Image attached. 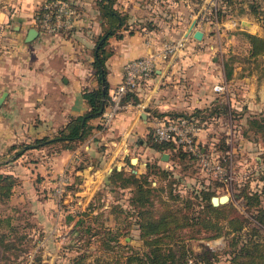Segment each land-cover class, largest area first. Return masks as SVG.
Returning a JSON list of instances; mask_svg holds the SVG:
<instances>
[{
    "label": "crops",
    "instance_id": "1",
    "mask_svg": "<svg viewBox=\"0 0 264 264\" xmlns=\"http://www.w3.org/2000/svg\"><path fill=\"white\" fill-rule=\"evenodd\" d=\"M72 1L78 15L68 33L51 35L39 30L30 41L26 38L29 29L37 27L34 14L41 0L0 3V37L7 39L0 52V97L6 92L0 104V172L12 174L17 180L10 196L0 203L28 206L31 219L43 225H53L50 211L57 200L52 189L62 172L69 170V177L75 180L69 193L91 201L88 210L94 213L101 212L105 203H95L100 188H133V184L123 185L111 176L116 169L125 174L139 172L144 164L148 165L147 154L154 158L158 155L159 149L148 143L154 113L212 107L221 100L222 92L214 89L221 75L231 78L239 95L230 93L229 105L249 112L264 107V83L260 84L254 74L232 75L230 71L229 76L223 67L210 73L203 47L215 46L214 38L207 22L200 18L211 7L209 0H203L197 10L191 0H116L115 7L128 19L120 22L108 38L110 54L105 66L110 91L122 80L127 61L157 54L167 42L183 40V45L159 61L154 76L144 81L131 98L123 100L126 106L117 111L107 127L101 128L102 115L92 117L88 120L90 133L75 148L61 143L29 147L37 138L55 136L72 117L88 111L90 105L83 93L100 85L94 61L106 18L100 0ZM194 19L197 23L190 30ZM195 29L204 32L202 39L194 37ZM221 45L225 47L224 42ZM209 125L201 131L199 140L212 142L208 133L213 132V124ZM111 205L107 213L117 223L120 216L116 207L128 210L120 200ZM83 217H74L72 223L77 224ZM54 225L46 235L49 242L57 237L51 231Z\"/></svg>",
    "mask_w": 264,
    "mask_h": 264
},
{
    "label": "rangeland",
    "instance_id": "2",
    "mask_svg": "<svg viewBox=\"0 0 264 264\" xmlns=\"http://www.w3.org/2000/svg\"><path fill=\"white\" fill-rule=\"evenodd\" d=\"M6 1L0 0V3L3 4ZM191 1L196 3L193 6L194 10H197V7L202 3L197 0ZM252 1L260 4L264 2V0H234L226 6L223 0H209L211 7L204 16L203 14L200 15V18L209 25L206 26L214 38L212 42L214 41L215 46L205 44L203 47L205 54H208L207 61L210 65L211 74L219 69L222 71L224 68L229 76L230 71H233L232 75L234 73L238 75L249 73L250 75L254 74L260 84L264 83V54L250 58L249 41L243 33V31H248L264 36V23L252 11L253 7L250 5ZM222 5L226 7V12H224ZM240 7L244 9L242 14H238ZM217 9H223V13H226L225 18L221 21L217 18ZM6 42L5 37L3 40L0 37V52L1 49L5 48ZM222 42L225 43V47L221 45ZM220 78L219 83L226 84V90L221 93L220 103L229 105L230 93L234 92L231 95L235 97H239V95L235 94L237 89L232 86L230 77L224 79L221 75ZM245 110L243 107L237 108L229 105L220 117L215 113L214 116H211L209 110L201 112L204 119L210 116L209 122L204 127L210 126L209 123L213 124V128H211L213 132L208 133L213 139L212 142L211 140H199L198 145L201 151H198L199 154L189 152L186 158H179L177 154H180L182 149L177 146L159 150L155 158L147 154L148 165L144 164L141 167L144 168L143 170L134 173L137 175L136 177L143 179L144 176L142 175L148 173L146 175L148 184L155 187L153 196L155 213H160L159 208L162 206L163 200L171 203L174 201L176 204L183 205L184 200L188 198L199 201L200 199L196 197L199 190L210 189L212 195L229 194L230 200L225 203L231 202L240 213L252 217V213H255L257 208L253 207L249 210L244 196L238 194L244 187L248 188L249 191L261 192L262 189L264 190V147L256 143H261L264 146V119L262 118L264 107L261 110H253V112ZM154 115L159 116V113H154ZM254 117L260 122L258 120L257 123H251L250 121ZM151 141L149 138L148 143L152 144ZM233 146L235 148H231ZM227 149L233 150L230 160L233 178L229 181H223L219 179L216 171L202 165V156L209 154L217 157L221 153H226ZM162 151L164 152L162 153ZM164 153H168V158H163ZM154 164L155 166H151ZM65 173L69 177V170ZM126 174L130 175V173ZM58 177L59 175L55 178V185ZM74 182L75 180H71L69 177L68 191L71 190L70 186L74 185ZM130 183L134 185L133 188L116 187L115 190L106 188L98 190L95 203L100 206V202H105L103 210H99L102 214L101 212H90L88 207L92 202L84 201L80 195H73L71 192L66 193L67 197L63 202H58V199L55 198L57 206L50 211L53 220L51 222L53 225L55 224L51 231L57 234L53 242H49L46 237L51 226H53L51 223L43 225L34 222L30 217L32 211L28 206L12 207L8 201L1 202L0 264H78V262L97 264V258L107 257L108 250L112 254L114 251H121L115 245L114 236L116 234H118L116 236L121 244L146 250L148 246L140 236L137 217L133 211L135 208L130 204L136 183ZM55 185L52 189L54 197H56L54 194ZM171 190L179 195H174L176 198L172 197L171 199L169 196ZM117 200L125 203V207L130 213L126 210L125 212L124 210L121 211V207H116L115 212L120 218L115 223L107 211L112 208L111 204ZM262 204L264 205V197H262ZM197 207L199 205H196ZM82 214H84L83 220L75 226L72 223L73 218L81 217ZM108 218L109 221L106 220ZM192 232L194 231L190 230L189 234ZM204 235L205 233H202V236ZM106 238H108L106 242H109L110 246L103 243ZM227 241L228 238L224 235L216 238L195 237L188 240L187 245L193 249L191 258L195 261L198 260L200 264H230L232 255L228 252L230 247L226 246ZM114 245L115 249H113ZM122 248L124 247L122 246Z\"/></svg>",
    "mask_w": 264,
    "mask_h": 264
},
{
    "label": "trees",
    "instance_id": "3",
    "mask_svg": "<svg viewBox=\"0 0 264 264\" xmlns=\"http://www.w3.org/2000/svg\"><path fill=\"white\" fill-rule=\"evenodd\" d=\"M197 1L202 2L203 0ZM223 1L226 6L234 2V0ZM115 2L116 0H100L102 13L106 18V27L104 33L98 39L96 59L94 61L100 85L96 89H86L83 93L84 98L90 105L89 110L84 114L72 117L68 124L61 128L55 136L46 135L37 138L33 143H29V147H41L52 143H61L63 147L75 148L91 131V125L88 123V120L102 115L108 108L110 90L106 79L105 66V59L110 54V51L107 49L108 38L114 33L120 22L124 23L128 19L127 14L122 13L121 10L115 7ZM254 2H250V5L253 7L252 11L264 23V2L261 4ZM222 6L224 12H226V7ZM243 11L244 9L240 7L238 14H242ZM225 14L223 13V9H217L219 21L225 18ZM243 33L250 44V58L264 54V36L248 31H243ZM133 93H136V91L128 92L124 99H127V97L131 98V94ZM228 106L227 103L217 102L210 108H197L195 111L182 113H159V115L179 116L191 113V115L200 118L201 122L205 125L209 122L210 116L204 119L201 112L209 110L211 116L215 114L220 116L224 110L228 109ZM262 118L264 119V116ZM258 120L254 117L250 122L257 123ZM261 125L260 127H262ZM151 140V145L159 150H164L166 147H176V144L172 141L157 140L153 131ZM179 148L182 151L177 156L179 158H186L189 152L182 147ZM18 152L20 153L21 150ZM151 166H155V164ZM147 174L142 175L144 176L143 179L136 177L133 173L127 175L124 171L116 169L111 177L112 179L120 180L123 185L131 184L130 182L136 183L135 192L131 196V204L135 208L133 211H135L137 217L140 236L144 239L148 248L142 250L128 244H121L119 238L116 236L118 234H116L114 236L116 239L115 245L121 251H114L112 254L108 250L107 257L97 258V264H190L189 259L193 256V249L188 247V240L195 237L216 238L222 235L228 238L226 246L230 247L228 252L232 255L230 264H264L263 189L261 192L249 191L248 188L244 187L238 194L244 196L249 210L253 207L257 208L256 212L252 213V217L240 213L231 202L215 205L212 202L213 195L210 189L199 190L196 194V197L200 199L199 201L188 198L184 200L183 205L176 204L174 201L171 203L163 200L162 206L159 208L161 211L157 214L153 210L155 205L153 198L155 187L148 184ZM16 181L14 175L0 172V200H4L10 196ZM174 195L178 196L179 194L173 193L171 190L169 194L170 198H176ZM196 205H199V207L196 208ZM128 213L130 212L128 211ZM254 222L255 224H253ZM190 230L194 232L189 234ZM202 233H205V235L202 236ZM106 241H108V238L103 243L110 246V243ZM115 245L113 249H115ZM196 262L200 264L198 260ZM78 264H81V262H78Z\"/></svg>",
    "mask_w": 264,
    "mask_h": 264
},
{
    "label": "built area",
    "instance_id": "4",
    "mask_svg": "<svg viewBox=\"0 0 264 264\" xmlns=\"http://www.w3.org/2000/svg\"><path fill=\"white\" fill-rule=\"evenodd\" d=\"M78 9L72 0H41L39 9L34 14V21L39 30L46 34L68 33L77 18ZM183 45V40L167 42L157 54H149L136 57L127 61L124 65L122 80L110 91L109 106L102 114L101 128L107 127L118 110L126 106L125 95L130 91H136L144 81L154 76L160 60H164L174 54ZM214 89L224 93L226 84L218 83ZM204 129V123L200 118L188 113L186 115L153 116L152 131L159 141H172L177 147L199 154V134ZM233 148V147H231ZM199 151V152H198ZM233 150L227 149L214 157L209 154L202 156V165L216 171L219 179L229 181L233 178V170L230 160ZM68 175L65 172L59 174L54 187V194L58 202L65 201L69 191L67 189ZM190 264H198L195 259H189Z\"/></svg>",
    "mask_w": 264,
    "mask_h": 264
},
{
    "label": "water",
    "instance_id": "5",
    "mask_svg": "<svg viewBox=\"0 0 264 264\" xmlns=\"http://www.w3.org/2000/svg\"><path fill=\"white\" fill-rule=\"evenodd\" d=\"M197 23V19H194V21L191 24L190 30H192L195 25ZM39 33V29L37 27H31L29 29L28 35H27V41H30L32 39H34ZM204 32L201 29H195L194 30V37H196L197 39H202ZM6 95V92L3 93V95L0 97V104L2 103L4 97ZM163 158L166 159L168 158V153H164L163 154ZM230 200V195L229 194H221V195H213L212 196V202L215 205H219L220 203H225L228 202Z\"/></svg>",
    "mask_w": 264,
    "mask_h": 264
}]
</instances>
